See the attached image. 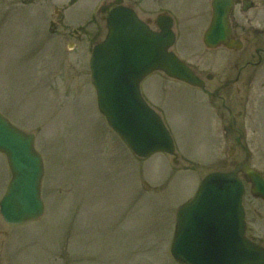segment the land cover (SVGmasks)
Segmentation results:
<instances>
[{
  "label": "rangeland",
  "instance_id": "374dc122",
  "mask_svg": "<svg viewBox=\"0 0 264 264\" xmlns=\"http://www.w3.org/2000/svg\"><path fill=\"white\" fill-rule=\"evenodd\" d=\"M90 3L74 14L86 12ZM20 6L0 11V110L36 135L45 167V212L19 225L0 215V264H179L170 252L179 207L208 173L230 170L242 159L239 148L229 155L227 139L235 134L224 130L228 110L219 108L222 98L214 95L218 79L193 90L161 72L145 78L142 93L162 111L178 158H137L98 109L86 36L69 47L71 38L51 31L50 8L39 14L37 4ZM181 14L174 52L200 72L218 76L222 52L207 49L195 20ZM105 34L104 26L93 38ZM230 91L227 105L246 131L251 165L264 174V78L251 87L233 83ZM9 180L0 153V199ZM244 205L251 232L264 238V202L247 188Z\"/></svg>",
  "mask_w": 264,
  "mask_h": 264
},
{
  "label": "water",
  "instance_id": "95a60500",
  "mask_svg": "<svg viewBox=\"0 0 264 264\" xmlns=\"http://www.w3.org/2000/svg\"><path fill=\"white\" fill-rule=\"evenodd\" d=\"M223 22L217 7L204 38L207 46L228 43L230 34L215 32L223 28ZM174 42L170 21L157 33L133 11L118 7L109 12L106 39L92 54L90 67L99 109L138 157L156 152L175 154L171 133L141 93L142 80L160 70L172 78L202 85L191 67L170 50ZM0 151L6 154L12 173L0 203L3 218L11 224L39 218L44 212V164L35 149V135L19 129L0 113ZM240 171L247 175L251 193L264 200V177L247 161L232 171L208 174L194 197L178 211L171 247L177 261L264 264V247L246 236L245 185Z\"/></svg>",
  "mask_w": 264,
  "mask_h": 264
},
{
  "label": "flooded vegetation",
  "instance_id": "af4514ba",
  "mask_svg": "<svg viewBox=\"0 0 264 264\" xmlns=\"http://www.w3.org/2000/svg\"><path fill=\"white\" fill-rule=\"evenodd\" d=\"M90 1L92 4L87 5L86 12L80 15L74 14L77 8ZM215 1H218L216 6ZM18 4L21 5L22 10L27 9L26 7L29 5L37 4L39 14H43L44 11L48 12L50 8L52 14L55 15L49 21L53 34L62 38H71L68 45L74 48L80 45L83 41L82 37L86 36L88 52L91 46L98 41L93 36L106 26L108 11L118 5L135 11L139 18L153 29H160L159 19L162 21L166 16H170L176 33L178 17L180 18L181 13L188 14L189 19L195 20L194 25L192 24L193 27H198L196 31L201 34L209 32L215 8L218 7L219 16L224 19V22L222 23L223 28L215 32L228 33L231 36L228 43H221L217 49H214L222 52L221 74L218 76L211 73L204 74L196 67L193 66V68L205 81L202 89H205L207 79L212 80L215 77L218 79V86L214 93L219 94L222 98V105L219 108L226 106L228 110V125L224 126V130L226 134H235L233 139L227 140L231 141L230 145L234 149L239 148L242 154V159L235 164L245 159L251 160L252 154L246 143V131L231 113L227 101L231 95V84L240 83L251 87L253 83L264 78V0H0V11L14 12ZM83 24L93 25L97 31L87 30ZM231 42L233 45L229 46L228 44ZM232 71L233 75H231ZM158 110L160 111V109ZM160 112L163 114L162 111ZM242 113L240 111L235 114L239 116ZM220 116L225 118V113L221 112ZM231 119L234 120L233 128ZM241 175L245 176L244 173ZM248 234L253 240L264 244V238L252 233L249 226Z\"/></svg>",
  "mask_w": 264,
  "mask_h": 264
}]
</instances>
